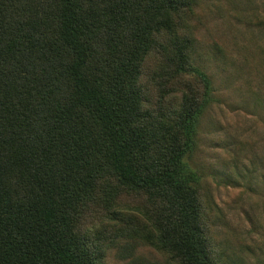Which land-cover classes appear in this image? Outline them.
Returning a JSON list of instances; mask_svg holds the SVG:
<instances>
[{"label":"trees","instance_id":"16d2710c","mask_svg":"<svg viewBox=\"0 0 264 264\" xmlns=\"http://www.w3.org/2000/svg\"><path fill=\"white\" fill-rule=\"evenodd\" d=\"M198 1L0 0V264H107L117 246L227 264L187 160L214 91Z\"/></svg>","mask_w":264,"mask_h":264},{"label":"rangeland","instance_id":"374dc122","mask_svg":"<svg viewBox=\"0 0 264 264\" xmlns=\"http://www.w3.org/2000/svg\"><path fill=\"white\" fill-rule=\"evenodd\" d=\"M195 64L210 74L211 102L187 160L213 208L211 237L227 264H264V0H199ZM112 247L107 264L155 250Z\"/></svg>","mask_w":264,"mask_h":264}]
</instances>
